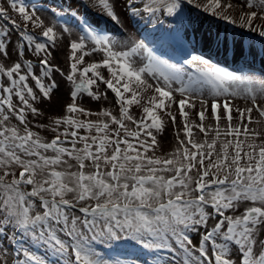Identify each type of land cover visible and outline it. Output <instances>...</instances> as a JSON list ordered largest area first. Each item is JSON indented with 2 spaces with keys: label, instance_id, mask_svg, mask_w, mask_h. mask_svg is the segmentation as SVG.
<instances>
[{
  "label": "snow or ice",
  "instance_id": "6c2138e0",
  "mask_svg": "<svg viewBox=\"0 0 264 264\" xmlns=\"http://www.w3.org/2000/svg\"><path fill=\"white\" fill-rule=\"evenodd\" d=\"M7 3L9 8L0 6V21L6 22L0 25V59L11 62L0 63L6 78L0 82V264H149L140 260L145 253L154 255L151 264H264V140L257 143L260 133L249 128L264 121V78L242 79L199 55L170 63L149 46L162 39L151 32L110 35L75 10L67 26H49L18 0ZM125 4L130 22L147 17L148 24L163 25L164 15L185 25L184 0ZM91 6L122 25L113 0H91ZM245 6L250 11L239 26L264 38V27H252L254 19L264 21V0H245ZM230 7L207 0L203 11L234 23L224 15ZM218 39L209 36L207 43ZM57 40L68 41L67 72L52 62ZM56 73L71 102L62 117L33 126L28 115L41 114L34 105L60 88ZM107 90L118 115L77 103L85 95L107 100ZM237 97L245 107L233 105ZM197 101L198 122L190 121L186 109L196 110ZM133 105L142 109L139 119L130 114ZM253 112L260 119L254 121ZM161 113L177 127L178 144L167 158L148 155L157 146L155 132L164 128ZM209 114L215 128L205 126ZM93 115L101 119H88ZM234 119L240 123L233 126ZM33 127L55 135L47 141ZM194 128L203 142L193 138Z\"/></svg>",
  "mask_w": 264,
  "mask_h": 264
},
{
  "label": "rangeland",
  "instance_id": "374dc122",
  "mask_svg": "<svg viewBox=\"0 0 264 264\" xmlns=\"http://www.w3.org/2000/svg\"><path fill=\"white\" fill-rule=\"evenodd\" d=\"M23 1V3L25 5H28L26 10L29 13L35 12L36 15L40 16L41 19L45 22L46 25H56L58 27H64L67 26L66 23H64L63 21L67 19V17L70 15L72 10L75 11H81L82 6L81 4L83 3V0H31L30 2H26L25 0H21ZM114 2V6H115V11L117 12V14L120 16L121 20H122V25H115L113 22H111L109 19H107L106 17H104L103 15H101L96 9H94L91 6V0L89 2V4L86 7H83L84 11H86L87 13H89L91 15V18L93 20L94 24H98L99 27L104 28L105 30H107L108 34H113L116 32L121 33L123 36H127L129 34L136 36L139 35V33H135L134 30H132L131 28V22H130V18L127 16V7L125 4V0H113ZM145 2H147V0H145ZM256 2L258 3L259 0H256ZM40 3H47L49 5L48 8H41L40 10H36V11H32L31 9H29V5L31 4H40ZM223 4H231L232 7L228 8L226 11H224V15L231 18L234 23H229L227 20L225 19H221L219 18V16H213L210 13L204 12L203 11V5L207 4V0H192V3L189 4L187 3V0H184V5H185V25L183 27H178L177 23L175 22V18L174 17H169V16H164V15H160V19L164 21L163 25L160 24H148L147 23V17L144 20H141L139 18H135L137 19L136 21L141 22L144 21L145 22V26H147L146 31L147 32H151L153 35H156V37H165V38H170L171 36L174 35H180L183 31V33H191L193 39L195 40V43H200V47H202V50H198V53H196V55L202 56V57H207L209 59L213 58V57H217V55H219V53L216 55V53L213 51V48H210V46L207 43V38L209 36L216 38L218 36V41L213 42L211 45H220V43H223L224 41H226V36L230 37V38H238V39H244V38H259V39H263L262 37H260L258 35L257 32H252L249 31V29L247 27H240V16L243 13H246L248 11H250L246 6H245V0H222ZM52 5V6H51ZM0 6H3L5 8H9V5L7 3V0H0ZM55 6V7H53ZM199 6V7H198ZM50 10V11H49ZM255 10L257 12H259L258 8L252 9ZM222 9H217V12H221ZM54 12H58L61 13L60 16H56L54 15ZM13 13L15 19L20 22L21 18L19 17L18 13H14L11 10H9V14ZM80 13V12H78ZM190 13V16H189ZM81 16H83L82 14H80ZM100 17H99V16ZM261 15H264V13H261ZM135 19L131 20V21H135ZM190 19V23H188ZM6 22L4 21H0V25L4 24ZM264 27V21L260 20L259 18L254 19L253 20V24L252 27ZM21 27L23 28L24 25L23 23H21ZM151 28V29H150ZM28 30L29 32H31L32 34L34 33H39V29H33L31 24L28 25ZM144 30V29H143ZM18 31V30H17ZM164 31L166 33V36H162L161 32ZM73 33L77 36H79V33L76 32V29L73 28ZM142 34H144V31L141 32ZM170 35V37L167 36ZM226 35V36H225ZM17 39V35L16 32L12 33V40L15 41ZM228 39V38H227ZM161 39H158L157 41H160ZM229 40V39H228ZM68 41L67 40H57V48L52 49L53 51V64L57 67H59L61 69V71L63 72H67L68 71V61H67V56H68V50H67V45ZM232 43V40L230 39L228 44L230 45ZM154 48V51L156 53H160L161 55L164 54V52L166 51V49H163L162 45L157 44L155 46H150ZM253 50L257 51L259 54H264V43H259L258 45H255L253 43ZM207 49V53L208 55H204L203 51ZM11 50V49H10ZM176 50V49H175ZM195 50H197L195 48ZM193 52V50H191L190 52L186 53L184 56H176L177 60L176 63L179 61L180 64H183V61L187 58H190V53ZM95 60H100L102 54H93ZM219 57V56H218ZM33 60L34 65H36L37 61L35 57H29ZM86 63L88 62H92L93 61V57H86L85 58ZM232 61L235 62L234 58H232ZM264 62V57H262V63ZM0 63H6L7 66H10L11 62H6L3 59H0ZM184 68L188 70L187 65H183ZM264 66V63L262 65V67ZM103 75L108 78V73L106 69H102L101 70ZM239 77H241L242 79L244 77H255L257 79L260 78H264V72L259 73L256 72H248L246 73V76L243 75H239ZM3 77H0V82L1 79ZM55 79L57 80V82L60 84V88L52 95L51 100H44L42 103H36L34 106H36L39 111H40V115L33 117L31 114L28 115V119L31 121V125H37V124H44V125H48L51 119L54 118H58V117H62L63 115H65V107L68 103H70V97L68 94V86L67 83L64 81V78L62 76L59 75V73L55 74ZM149 82H152L151 79L149 78ZM239 87L241 89H243L244 84H239ZM101 91H105V87L103 85H101L100 88ZM151 95V92H146L144 93L145 98H147V96ZM107 96L108 99L107 100H103L101 99L99 102L97 101H93L90 97L88 96H82L80 98H78V105L84 107L85 109H89L93 112H98L102 109H108L111 110L114 114L118 115V105L115 104V98L114 95L112 94V92L110 90H107ZM180 97L177 96V99H179ZM233 105H238L241 108L246 106V102L237 97L233 99ZM187 111L190 112V121H196L198 122V117L195 115V112L197 110H199V103L197 101V108L196 110H189L186 109ZM171 111H173L174 113L177 114V123L179 124V116H178V110L174 107L173 109H171ZM130 114L136 118L139 119L140 115H142V109L137 106V105H133L130 108ZM234 117L238 116V113H236L235 111H233L232 114ZM161 116L163 117L165 124H164V128L162 131L160 132H155V135L157 136V146L154 147L152 152H149L148 155H155L157 157H164L167 158L169 153L173 152L176 147H177V140H176V134H177V127L174 126L171 121L164 116L163 113H161ZM252 117L253 120H257L260 119L258 116V113L253 112L252 113ZM81 119H85V117L81 116ZM88 119H91L93 121H96L98 119H101L98 116H90L88 117ZM106 119V118H105ZM129 124V127L131 128H135L134 125L131 124V122H126ZM205 126H209L211 125L213 128H215V121L211 119L210 114H209V118L207 120H205ZM222 126H226L227 122L225 123V121H221L220 122ZM239 120L234 119L232 121L233 126L239 124ZM244 123H247V120L244 121ZM115 127V126H113ZM249 128L251 129H255L260 133V137L257 139V143H259L261 140H264V121H262L260 124L257 123H252L249 125ZM33 131H37L40 133V135L42 137L45 138V140L50 141L55 133H53L51 131V129L48 128H37V127H33ZM81 134H84L83 130H80ZM193 133L194 136L193 138L197 141V142H203V140L205 139L204 134L199 132L198 128H194L193 129ZM181 138H183V132L181 131L180 133ZM214 135V133H210L209 136L207 137V139L209 140V142L212 139V136ZM230 139H235V137H229ZM221 139H224V137L222 136ZM241 140H244L245 137L243 135L240 136ZM219 149V143L217 145V150ZM74 163V162H73ZM193 175H195V172L193 173ZM105 254L106 255H115L116 253L114 251L111 250H105ZM161 255L165 256L164 252L161 253ZM124 258V257H122ZM165 258H168V254L167 256H165ZM140 260L142 261H147L149 262V264H151V262L154 260V256H151L150 253H145L144 255L140 256Z\"/></svg>",
  "mask_w": 264,
  "mask_h": 264
}]
</instances>
